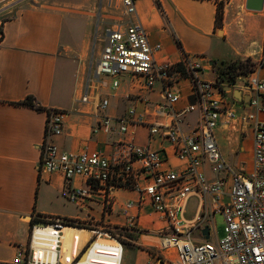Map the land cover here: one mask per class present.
I'll use <instances>...</instances> for the list:
<instances>
[{
	"label": "crops",
	"instance_id": "obj_1",
	"mask_svg": "<svg viewBox=\"0 0 264 264\" xmlns=\"http://www.w3.org/2000/svg\"><path fill=\"white\" fill-rule=\"evenodd\" d=\"M99 1L0 0V264H13L17 248L28 243L35 220L71 219L88 228L98 226L99 221L120 226L125 223L121 205L138 198L137 191L119 188L113 191L109 214L103 215L97 196L87 199V207L81 209L66 199L60 173L38 169L48 109L63 113L62 131L51 138L60 150L89 149L108 154L121 136L93 132L100 116H119L130 106L141 111V97L160 101L158 84L151 91L142 90L128 76L120 77L115 89L105 78L106 85L97 87L88 102L80 100L87 83V50L95 20L107 21L117 14L106 7L100 9ZM245 1H225L220 27L215 26L214 0H138L136 10L150 43L160 44L155 54L158 61L177 63L183 53L190 54L203 66L201 77L214 81L217 66L250 59L262 62L257 74L264 79V10L247 9ZM179 84L181 99L174 106L176 110L192 101L187 80ZM29 95L41 108L18 103ZM240 95L237 111L247 106V94ZM103 98L108 104L100 109ZM196 117L195 111L186 113L182 129L190 130ZM258 119L264 123V112ZM156 120L168 123L164 116ZM129 129L134 142L147 144L144 127L129 125ZM214 133L223 159L238 170L248 171L252 162L251 127L232 126L222 116ZM149 145L164 149L166 165L182 168L165 139L155 136ZM206 174L214 176L208 167ZM71 184L83 186L84 180L76 176ZM202 209L201 199L191 196L183 218L191 220ZM158 218L146 205L140 222L147 230H118L120 264H165L163 253L168 251L161 248L156 225L166 223ZM207 223L209 220L204 225ZM195 233L194 238L200 240L202 237ZM70 235L65 234L67 238Z\"/></svg>",
	"mask_w": 264,
	"mask_h": 264
},
{
	"label": "built area",
	"instance_id": "obj_2",
	"mask_svg": "<svg viewBox=\"0 0 264 264\" xmlns=\"http://www.w3.org/2000/svg\"><path fill=\"white\" fill-rule=\"evenodd\" d=\"M137 1H99L100 9L106 7L117 14L107 21L98 20L103 27L96 39L102 43L80 100L88 102L97 87L106 85L105 78L115 89L120 77L128 76L142 90L151 91L158 84L160 101L141 97L144 106L141 111L130 106L122 115L100 116L92 127L93 132L100 130L121 136L108 154L89 149L60 150L51 138L62 131L63 113L48 109L38 169L60 173L64 178L66 199L81 209L87 207V199L97 196L103 215L109 214L113 191L119 188L137 191L138 198L121 205L125 223L120 226L99 221L98 226L88 228L72 222L91 231V235L79 247L72 245L67 262L59 258L61 241L58 237L55 238L54 260L35 256L33 233L39 225L32 224L28 243L17 248L13 264H85L83 259L88 247L99 237L115 242L105 251L113 260L104 264H120L121 242L114 232L147 230L140 222L146 205L159 215L158 220L166 223L156 225L161 248L168 251L163 253L165 264H264V123L258 119V114L264 112V79L257 74L262 62H251L249 70L239 73L227 84L204 80L201 62L190 54L183 53L177 63L158 61L155 54L160 44L150 43L137 14ZM261 10H264V0ZM183 79L187 80L192 101L176 110L174 106L181 99L179 83ZM232 90L248 96L247 106L239 111L238 99L232 95ZM107 104L108 100L103 98L98 106L105 109ZM194 111L197 113L195 124L184 131V115ZM161 116L168 119V123L156 120ZM222 116L232 126L251 127L252 162L248 172L234 170L220 153L214 130ZM129 125L146 129V145L134 142ZM155 136L170 144L182 168L166 165L164 149L149 145ZM207 167L214 174L212 178L206 174ZM76 176L84 180L83 186L71 184ZM191 196L201 199L203 209L201 214L186 220L183 213ZM216 213L223 217L224 235L211 240L215 234L213 217ZM207 220L209 239H204L201 229ZM69 223V219L45 221L54 227ZM195 232L202 237L200 240L194 238Z\"/></svg>",
	"mask_w": 264,
	"mask_h": 264
},
{
	"label": "bare ground",
	"instance_id": "obj_3",
	"mask_svg": "<svg viewBox=\"0 0 264 264\" xmlns=\"http://www.w3.org/2000/svg\"><path fill=\"white\" fill-rule=\"evenodd\" d=\"M65 234H71L69 238ZM91 235V231L84 228L61 225L54 227L50 224L39 225L35 227L33 233V241L35 245V256L49 261L54 260V246L56 244L55 238L58 237L61 241L60 260L67 262L70 259L72 245L78 247ZM114 246L115 242L99 237L87 249L86 256L83 259L85 264H104L109 263L113 258L105 254L109 246ZM44 248V249H40ZM43 250V251H41Z\"/></svg>",
	"mask_w": 264,
	"mask_h": 264
},
{
	"label": "trees",
	"instance_id": "obj_4",
	"mask_svg": "<svg viewBox=\"0 0 264 264\" xmlns=\"http://www.w3.org/2000/svg\"><path fill=\"white\" fill-rule=\"evenodd\" d=\"M214 1L217 3L215 26L220 27L222 15H223V5L226 0H214ZM250 64H251L250 59H247L245 61H234L230 63H222L221 65L216 67V72H217L216 82H225L227 84L233 82L235 77L239 73L246 72L247 70H249ZM18 103L26 104V105L35 107L37 109L41 108L34 103L33 97L30 95L26 96L23 100L19 101ZM69 221H70L69 224H72V225L74 224L72 223L74 222V220L69 219ZM77 226H80V225H77Z\"/></svg>",
	"mask_w": 264,
	"mask_h": 264
},
{
	"label": "rangeland",
	"instance_id": "obj_5",
	"mask_svg": "<svg viewBox=\"0 0 264 264\" xmlns=\"http://www.w3.org/2000/svg\"><path fill=\"white\" fill-rule=\"evenodd\" d=\"M98 26H99V28H98ZM102 27H103V24L98 22V18H97L95 20V23H94V31H93V35L91 37V42H90L88 50H87L88 51V54H87V71H86L85 81H87L88 76L90 74V71L95 65V59L98 57V53H99V49H100L102 41L100 39H98V38L96 39V34L97 33L98 34L102 33ZM97 28H98V32H96ZM68 82H70V79H68ZM230 166H232V168L234 170H238V168L235 167L234 165L230 164ZM248 171H246V172H248ZM194 205H195V203L192 206H188V208H189L188 210H191L190 208L194 207ZM66 225L75 226L74 224L73 225L72 224H66ZM213 225H214L213 228H214V233L215 234H214L213 237H210L211 240L212 239L214 240L215 238L216 239L221 238L224 235V221H223V217H222L221 214L216 213L214 215V217H213ZM76 227H79V226H76ZM114 233L119 234L121 232H119L117 230ZM195 234H193V235H195ZM119 238H120V236H119Z\"/></svg>",
	"mask_w": 264,
	"mask_h": 264
},
{
	"label": "water",
	"instance_id": "obj_6",
	"mask_svg": "<svg viewBox=\"0 0 264 264\" xmlns=\"http://www.w3.org/2000/svg\"><path fill=\"white\" fill-rule=\"evenodd\" d=\"M262 4H263V0H246L245 1V7L247 9H251V10H256V11H260L262 9ZM224 89H228L227 86L224 87ZM233 95L237 98V99H241V95L239 93V90H234L233 91ZM245 96L243 97V100H245ZM33 224L35 225H45V221L43 220H35L33 222ZM201 233L204 237V239H208L209 238V232H208V226L204 225L201 229Z\"/></svg>",
	"mask_w": 264,
	"mask_h": 264
}]
</instances>
